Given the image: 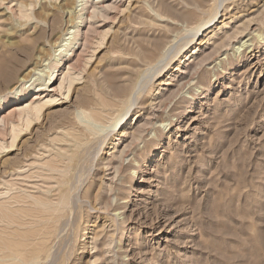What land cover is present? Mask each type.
<instances>
[{
    "label": "rangeland",
    "instance_id": "obj_1",
    "mask_svg": "<svg viewBox=\"0 0 264 264\" xmlns=\"http://www.w3.org/2000/svg\"><path fill=\"white\" fill-rule=\"evenodd\" d=\"M42 1L0 0V263L264 264V0H75L76 71L9 119Z\"/></svg>",
    "mask_w": 264,
    "mask_h": 264
},
{
    "label": "bare ground",
    "instance_id": "obj_2",
    "mask_svg": "<svg viewBox=\"0 0 264 264\" xmlns=\"http://www.w3.org/2000/svg\"><path fill=\"white\" fill-rule=\"evenodd\" d=\"M44 1L45 0H43L42 2H44ZM78 6H80V4L75 5V0H54V3H53L52 8L51 7L48 8V10H46L45 11V14H44V15H46V17L53 16V17H51V18H53L52 19V22L46 27V24H47L46 21L41 20V19H35L36 20L35 22L38 23V24L40 23V25H39V27H37V25H34L33 27H31L30 28L31 32L35 28H39V31L41 33L46 32L47 30L50 31L49 38L46 41L48 44L47 45L42 44V46L36 47L35 52H34V61L32 62V66L24 74H22L20 76H17L16 77V80L13 83H11V86L9 88V94H10V101H11V104L12 105H10V107H9L10 110L6 113L7 116L9 117V119L11 117V116H9V115H11L10 113L13 112V111H15L14 110L15 109V106L14 105L19 104L21 102V100L24 97L27 96V92H31V90H35L34 92H31L32 94L30 96V98L32 100V103L35 100H37V99L41 100L40 98H42L44 96L43 93L45 91L46 92L55 93V89L52 88L51 84L54 81H56V79H57V75L56 74L59 71V68H61L63 66H66V69L67 70L76 71L75 70V63H76V61L78 59V55L77 54L76 55L73 54L72 57H71V55L75 51V48H74V46L76 44L75 40H76L77 35H78V32H79V30H78V28H79L78 27L79 26L78 24L79 23L77 22V20L80 19V14H78L77 11H76V8ZM39 7H40V5H39ZM55 10L57 12L61 13V15H62L61 16V19H58V15H55L54 14V11ZM82 20H79V22L82 23ZM58 23L60 25V29H59V31H57L55 33L54 32L55 29H56L55 26ZM18 25L19 26H29L30 24H29V22H24L23 24L20 23ZM199 27H198V29H199ZM74 28H76V29L73 30ZM89 28H90V26H87V29L88 30H89ZM258 36L259 35H257V37ZM73 42H75V43L73 44ZM242 45H244V42H242L241 45H239V46H242ZM44 47H47L46 50L44 49ZM77 47H78V45H77ZM84 50L85 49H83V51ZM46 51L48 52L47 54L45 53ZM30 86H33V87H30ZM29 87H30V89H29ZM4 101H5L4 98L3 97H0V111H1V109L3 107ZM112 102H110V103L112 104ZM110 103L101 101L100 104L98 103L99 106H100V110H98V111L101 114H102V112H106L108 109H110V106H111ZM127 105L128 104H126V106ZM124 106H123V108H124ZM41 108H42V106L40 105V102H39L38 103V106H36V107L27 106L26 108L17 111V114H18V117H21L22 114H25L26 113V116L28 117V115H27L28 113L32 112L33 110L37 113ZM111 111H113V109ZM15 113H16V111H15ZM100 113H96V114L94 113L93 114V113L89 112L88 114L85 115V118H87V119H85V118H83V119H85L87 121L90 119V120H92L94 122L101 115ZM121 113L120 114H117V116L112 120V122L108 125V127L113 128V126H116L118 124V121L121 118ZM104 115H106V114H104ZM102 117H100V118H102ZM26 119H27L26 121H28L29 118H26ZM6 120H7V118H5L4 116H1L0 117V132L3 130V127L5 125V122L7 123ZM85 120H83V121L86 122ZM93 122H91V123H93ZM28 123H29V121H28ZM96 124L94 122L92 124V126L95 127ZM97 128L98 127H96V129ZM92 131H94V130H92ZM90 132H91V129H90ZM93 133H95V132H93ZM63 200H64L63 198L59 199L60 203L61 202L63 203ZM56 205L58 206V204H56ZM108 205H109V203H108ZM106 207H107V204H106V206H104V208H106ZM12 215L13 214L11 213L10 217ZM14 217H13V219H14ZM20 255L21 254L19 253V256ZM0 259H1V257H0ZM9 259L12 261V264H21L20 262H17L19 260L17 258V256H11ZM0 261H2V260H0Z\"/></svg>",
    "mask_w": 264,
    "mask_h": 264
}]
</instances>
